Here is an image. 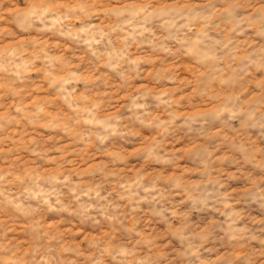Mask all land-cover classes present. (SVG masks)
<instances>
[{
	"label": "clouds",
	"instance_id": "1",
	"mask_svg": "<svg viewBox=\"0 0 264 264\" xmlns=\"http://www.w3.org/2000/svg\"><path fill=\"white\" fill-rule=\"evenodd\" d=\"M0 264H264V0H0Z\"/></svg>",
	"mask_w": 264,
	"mask_h": 264
}]
</instances>
